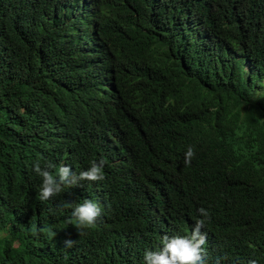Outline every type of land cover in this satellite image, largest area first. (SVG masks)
Returning a JSON list of instances; mask_svg holds the SVG:
<instances>
[{"label": "clouds", "instance_id": "clouds-1", "mask_svg": "<svg viewBox=\"0 0 264 264\" xmlns=\"http://www.w3.org/2000/svg\"><path fill=\"white\" fill-rule=\"evenodd\" d=\"M139 7L149 13L152 2ZM108 9L102 0H0V29L14 49L0 58V77L12 79L17 95L0 105V219L51 228H26L15 239L32 264H58L41 239L56 236L67 251L76 237L86 246V233L89 244L126 237L129 251L131 242L142 247L144 264H209L228 237L223 194L205 209L174 191L172 144L156 141L119 82L131 61L105 34ZM61 51L68 74L49 66L60 64ZM45 70L54 83L32 90ZM194 157L189 147L184 163ZM126 210L132 219L119 224ZM102 246L95 260L111 252V240Z\"/></svg>", "mask_w": 264, "mask_h": 264}, {"label": "trees", "instance_id": "trees-1", "mask_svg": "<svg viewBox=\"0 0 264 264\" xmlns=\"http://www.w3.org/2000/svg\"><path fill=\"white\" fill-rule=\"evenodd\" d=\"M102 1L111 13L105 34L126 47L131 61L119 82L130 102L143 107L156 141L172 144L174 191L205 209L223 194L228 237L209 264H264V0H150L149 13L139 7L144 0ZM13 51L0 29V58ZM57 56L60 64L48 63L51 70L72 71L62 51ZM51 70L36 74L30 88L53 84ZM13 90L12 79L0 77V105L17 97ZM189 147L195 157L186 165ZM131 219L126 210L118 222ZM26 228L51 230L32 218L23 225L0 219V264H32L14 245ZM90 234L82 238L86 246L76 237L67 251L56 236L41 240L58 264H144L137 255L142 247L131 242L129 251L126 237L89 244ZM109 239L111 252L95 260Z\"/></svg>", "mask_w": 264, "mask_h": 264}]
</instances>
